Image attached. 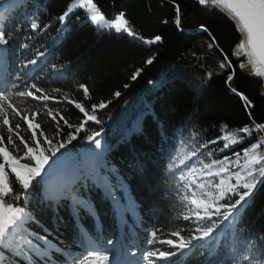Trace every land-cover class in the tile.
I'll return each instance as SVG.
<instances>
[{
  "label": "snow or ice",
  "instance_id": "snow-or-ice-1",
  "mask_svg": "<svg viewBox=\"0 0 264 264\" xmlns=\"http://www.w3.org/2000/svg\"><path fill=\"white\" fill-rule=\"evenodd\" d=\"M196 2L204 10H221L235 23L240 40L233 55L246 57V61L239 64L240 69L250 66L254 76L264 78V0ZM7 3L8 0H0V7ZM173 6L172 23L180 29L183 27L181 8L175 0ZM23 7L21 4L20 9ZM20 9L11 16L0 14V24H3L0 27V264H122L116 248L118 241L107 239L104 243L112 248L100 250L101 240L96 229L99 213L91 193L94 189L102 191L115 215L133 211L135 201L123 183H112V172L103 161L104 145L99 139L103 129L86 135L87 143L94 145L84 150L88 153L86 160L80 159V153H73L77 147L73 144L78 139L77 134L89 122L101 123L96 110L104 109L106 104H93L89 111L83 103L71 99L69 93L58 87L52 88L51 93L62 95L52 96L42 86L44 81L40 77L51 50L45 45L37 48L36 43L30 41L39 42L48 36L53 45L58 44L71 31L68 27L71 17L81 21V16L77 15L81 11L84 13L82 22L93 24L102 34L114 30L116 34L148 46L161 43L162 37L146 39L139 36L123 11L108 19L94 0H70L62 14L56 17L59 27L51 22L42 23L35 15L22 13ZM53 28L54 36L49 35ZM198 30L211 37L206 25L199 24ZM211 38L210 49L215 43V37ZM17 52L14 69L10 56ZM155 59L153 53L145 63L151 65ZM50 68L59 74L66 70L64 65L51 64ZM219 68L231 69L225 84L242 101L251 124L199 144L196 141L200 132L193 131L192 145L187 150L181 148L174 160L170 156V168H176L177 161L182 166L178 169L181 183L177 189L182 206L180 218L192 226L187 230H171L168 233L171 238L167 239L157 236L159 229L152 231L146 242L153 248L141 253L143 264H177L179 257L194 252L204 256L205 251L209 255L228 257L224 264H264V232L254 241L246 237L247 243L234 252L229 251L231 242L227 239L231 231H239L237 223L243 222L241 209H245L259 187L264 186V123H257L252 117L254 104L249 97L232 87L236 70L227 55ZM141 71L137 69L131 78L135 80ZM211 75L209 72L208 77ZM79 88L84 97L89 98L87 86L80 84ZM114 95L119 97L121 93L117 91ZM52 100L74 105L83 114V121L78 125L70 124L61 110L50 106ZM42 115L54 124L52 135L38 121ZM63 126L74 130L64 135ZM138 127L142 130V124ZM217 140L223 141L221 148L201 151L209 144H216ZM244 143L249 146L233 151L232 156L213 158L216 151L222 153ZM173 151H176L175 146ZM57 176L61 178L56 179ZM46 181L44 198L37 201L35 208L31 207L29 196L39 191V186ZM61 210L66 215H61ZM85 219L91 223L86 224ZM62 225L70 232L72 243L78 244V255L65 254L64 245L50 237V232H58ZM157 243L160 248L155 247ZM245 249H251V254L241 255ZM130 255L135 257L137 253L130 252ZM204 264H213V261L206 260Z\"/></svg>",
  "mask_w": 264,
  "mask_h": 264
},
{
  "label": "trees",
  "instance_id": "trees-1",
  "mask_svg": "<svg viewBox=\"0 0 264 264\" xmlns=\"http://www.w3.org/2000/svg\"><path fill=\"white\" fill-rule=\"evenodd\" d=\"M69 2L70 0H8L5 7H0V14L11 16L23 4V9H20L22 13L35 15L42 23L51 22L59 27L56 17L62 14ZM94 2L106 18L112 19L123 11L139 36L150 39L159 35L162 42L148 46L116 34L113 30L110 34H102L93 24L82 22L84 13L81 11L77 13L81 16V21H76L75 16H72L68 25L71 31L58 44L53 45L48 36H44L39 42L30 43H36L37 48L45 45L51 50L40 77L44 81L42 86L52 96L62 95L51 93L52 88L58 87L69 93L71 99L83 103L89 111L93 104H106L104 109L96 110L101 123L89 122L77 134L78 139L73 141L77 147L73 149V153H80V159L86 160L88 153L84 150L94 147L87 143L86 135L103 129L99 139L104 145L103 161L112 172V183L125 185L128 195L135 201V207L133 211L115 215L110 209V203L104 199L103 192L93 190L91 197L96 202L99 213L96 229L101 240L100 250L111 246L104 242L116 239L121 226V240H125L131 248L138 249L135 263L140 261L143 264L141 253L153 248V245L146 242L151 238L152 231L159 229L157 236L167 239L171 238L168 236L171 230H187L192 226L180 218L182 206L177 189L181 183V172L178 169L182 166L177 161V167L170 168V156L174 160L181 148L187 150L192 145L193 131L200 132L196 141L199 144L216 140L226 131H235L251 124L242 101L225 84L231 69L222 70L219 63L225 55L232 62L236 70L232 87L243 91L253 102L251 113L257 123H264L262 83L240 69L239 64L245 58L233 55L239 35L233 23L216 9L204 10L196 0H175L182 12L183 27L178 29L172 23L173 0ZM199 24L206 25L211 37H215L211 49L208 45L213 43L212 38L208 33L198 30ZM49 35H55V28ZM153 53L156 54V59L153 64L147 65L145 61ZM17 55L18 52L10 56L14 69L17 67ZM51 64L64 65L66 70L59 74L50 68ZM137 69L142 71L133 80L131 77ZM209 72L212 73L211 78L208 77ZM80 84L89 89V98L84 97ZM117 91L121 93L119 97L114 95ZM49 104L54 110H61L72 125H78L84 119L83 114L67 101L57 103L52 100ZM38 121L49 135L53 134L54 124L50 118L42 115L38 117ZM140 124L142 130L138 127ZM224 125H227L226 129L223 128ZM73 130L63 126L64 135ZM181 141L187 143L182 144ZM222 146L223 141L217 140L216 144H209L207 149L201 151L218 150ZM248 146V143H244L225 149L222 153L216 151L213 158L232 156L233 151H241ZM55 178L59 179L61 176ZM10 179L14 180V177ZM15 187L17 186L14 185ZM46 187L47 181L39 186V191L31 193V207L35 208L37 201L44 198ZM241 212L243 222L237 223L239 231H231L227 237L231 242L230 252L245 245L246 237L254 241L258 234L264 232V186L259 187L252 201ZM61 215H66V212L61 210ZM85 223L91 222L85 219ZM50 237L64 245L65 254H79L76 251L78 244L72 243L66 226L62 225L56 233L50 232ZM155 247L160 248L161 245L157 243ZM251 251L245 249L241 255L251 254ZM239 258L238 256L237 259ZM227 259L228 257H220L215 253L209 255L206 251L204 256L194 252L179 257L177 264H204L206 260H212L213 264H224Z\"/></svg>",
  "mask_w": 264,
  "mask_h": 264
},
{
  "label": "water",
  "instance_id": "water-1",
  "mask_svg": "<svg viewBox=\"0 0 264 264\" xmlns=\"http://www.w3.org/2000/svg\"><path fill=\"white\" fill-rule=\"evenodd\" d=\"M217 11H219L220 13H222L223 15H225L221 10H219V9H216ZM226 16V15H225ZM227 17V16H226ZM228 18V17H227ZM229 20H230V18H228ZM231 21V20H230ZM232 23H233V25H234V27H235V29H236V26H235V23L233 22V21H231ZM236 31H237V29H236ZM237 33H238V35H239V40H240V33L237 31ZM238 43H239V41H238ZM245 58V61H246V57H244ZM248 73H250L252 76H254L252 73H253V69L251 68V71H247ZM255 78H257V79H259V80H261V83H262V87H261V93H263L264 94V78H259V77H256V76H254Z\"/></svg>",
  "mask_w": 264,
  "mask_h": 264
},
{
  "label": "bare ground",
  "instance_id": "bare-ground-1",
  "mask_svg": "<svg viewBox=\"0 0 264 264\" xmlns=\"http://www.w3.org/2000/svg\"><path fill=\"white\" fill-rule=\"evenodd\" d=\"M245 69H246V70H245L246 72H247V71H251V67H250V66H247ZM118 234L121 236L120 231H119Z\"/></svg>",
  "mask_w": 264,
  "mask_h": 264
},
{
  "label": "rangeland",
  "instance_id": "rangeland-1",
  "mask_svg": "<svg viewBox=\"0 0 264 264\" xmlns=\"http://www.w3.org/2000/svg\"><path fill=\"white\" fill-rule=\"evenodd\" d=\"M113 31H114V30H113ZM245 68H246V67H245ZM245 68L243 69V70H244V72H246V71H245V70H246Z\"/></svg>",
  "mask_w": 264,
  "mask_h": 264
}]
</instances>
